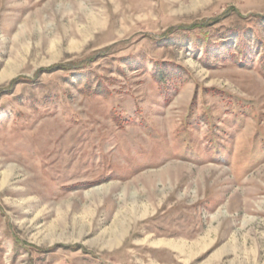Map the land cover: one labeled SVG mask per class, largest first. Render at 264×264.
Wrapping results in <instances>:
<instances>
[{
  "label": "rangeland",
  "instance_id": "obj_1",
  "mask_svg": "<svg viewBox=\"0 0 264 264\" xmlns=\"http://www.w3.org/2000/svg\"><path fill=\"white\" fill-rule=\"evenodd\" d=\"M0 264H264V0H0Z\"/></svg>",
  "mask_w": 264,
  "mask_h": 264
},
{
  "label": "bare ground",
  "instance_id": "obj_2",
  "mask_svg": "<svg viewBox=\"0 0 264 264\" xmlns=\"http://www.w3.org/2000/svg\"><path fill=\"white\" fill-rule=\"evenodd\" d=\"M176 164H177V163H176ZM176 164H175V165H176ZM171 165H172V164H171ZM176 166H177V165H176ZM181 166H182V165H181ZM183 167H184V166H183ZM175 168H176V167H175ZM163 170H164V171H163ZM163 170H161L162 173H163V172H167V171H169V170H170V165H168V167H166V168L163 169ZM160 174H161V173H160ZM163 174H164V173H163ZM163 174H161L160 176H162ZM166 174H167V173H166ZM7 175H8V174H7ZM4 177H5V176H4ZM7 179H8V178H7ZM117 225H118V224H117ZM118 228H119V227H118ZM202 239H203V238H202ZM202 239H201V240H202ZM203 240H204V239H203ZM204 241H205V240H204ZM203 243H204V242H203ZM185 244H187V243L185 242ZM188 244H189V243H188ZM195 244L197 245V243H195ZM175 245H176V244H175ZM200 245H201V244H200ZM186 246H187V245H185V248H186ZM188 246H189V245H188ZM188 246H187V247H188ZM194 246H195V245H194ZM197 246H198V245H197ZM200 247H202V245H201ZM189 248H190V247H189ZM189 250H190V249H189Z\"/></svg>",
  "mask_w": 264,
  "mask_h": 264
},
{
  "label": "crops",
  "instance_id": "obj_3",
  "mask_svg": "<svg viewBox=\"0 0 264 264\" xmlns=\"http://www.w3.org/2000/svg\"><path fill=\"white\" fill-rule=\"evenodd\" d=\"M24 8V7H23Z\"/></svg>",
  "mask_w": 264,
  "mask_h": 264
}]
</instances>
